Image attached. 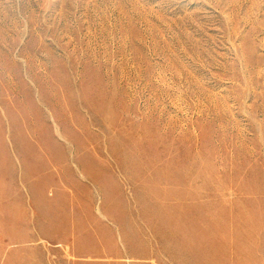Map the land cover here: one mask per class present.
Instances as JSON below:
<instances>
[{
	"label": "rangeland",
	"instance_id": "1",
	"mask_svg": "<svg viewBox=\"0 0 264 264\" xmlns=\"http://www.w3.org/2000/svg\"><path fill=\"white\" fill-rule=\"evenodd\" d=\"M0 264H264V0H0Z\"/></svg>",
	"mask_w": 264,
	"mask_h": 264
}]
</instances>
